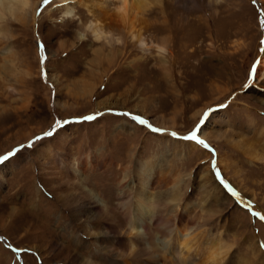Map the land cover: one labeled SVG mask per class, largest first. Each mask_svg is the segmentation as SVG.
<instances>
[{
    "label": "rangeland",
    "instance_id": "obj_1",
    "mask_svg": "<svg viewBox=\"0 0 264 264\" xmlns=\"http://www.w3.org/2000/svg\"><path fill=\"white\" fill-rule=\"evenodd\" d=\"M86 1L109 9L106 0ZM28 2L0 17V156L25 146L0 163V264H144L117 232L118 213L86 211L103 206L94 177L115 201L123 185L143 192L135 185L138 165L147 170L158 160L161 182L145 186L141 200L150 197L154 214L177 207L169 218L196 248L189 264H201L209 248L228 251L220 264H264V221L251 215H264V0H161L141 16L144 46L118 26L109 27L110 41H95L81 0ZM65 4L74 12L63 17ZM37 41L46 48V80ZM209 108L218 110L198 133L209 149L171 137L189 135ZM124 112L164 133L115 114ZM57 120L71 122L27 147ZM213 149L222 177L251 201V211L216 183ZM86 160L95 165L90 177L81 173Z\"/></svg>",
    "mask_w": 264,
    "mask_h": 264
},
{
    "label": "bare ground",
    "instance_id": "obj_2",
    "mask_svg": "<svg viewBox=\"0 0 264 264\" xmlns=\"http://www.w3.org/2000/svg\"><path fill=\"white\" fill-rule=\"evenodd\" d=\"M256 1L258 2V0ZM105 2H107V5L109 7L107 12H103L102 9L98 8L95 5L94 6L88 5L86 0H81V2L79 3V5L80 4L83 5L88 10L89 14H91V16L93 17L92 20L88 22L87 29L90 31L94 40L98 41L102 39V40L110 41L108 37L109 29H110L109 27L118 26L119 28H121V31L124 32L125 36H127L128 39H130L132 42H138L141 46H144L145 43L142 41L141 37H142L143 29L146 28L147 22L141 16L143 13L146 12V10L150 8V6L159 5L161 3V0H106ZM27 7H29L28 0H0V17L3 15L4 11H7L12 16V13L13 11H16V8L24 11V9H26ZM62 8H63V17L69 16L74 12V7L71 5L65 4ZM21 10H18V12ZM115 41L120 42L119 37L115 38ZM157 51L159 53H162L163 49L161 47H158ZM258 70L262 72V76L264 77V60L261 61L260 66H258ZM250 149L251 148L249 147H246L244 149L245 152L250 156V158L248 159L250 161L256 160L257 156L251 155L252 152H250ZM52 157L55 158L56 157L55 154L54 155L52 154ZM58 157L62 162L63 157L61 156ZM85 159H87V157ZM257 160H260V157ZM96 162L98 165L110 169V167L106 165V162H103V164L101 163V161H96ZM146 163L147 161L144 162V164ZM163 163H164L163 161L158 160L156 167H155L156 164H154L152 167L151 163H147V167H148L147 170L144 169V165L140 163L138 165L140 171L136 177L137 184L135 185L140 186V188H143V192H140L141 189L132 192L128 190L129 188L126 189L127 185L126 186L118 185L121 187H119V193L116 196L115 201L113 200V197L115 196L111 195L106 197L104 195L102 188L105 187V185H102L101 186L102 188H100L99 182L96 181L97 178L94 177V180L91 181V185L92 188H94V190L95 189L99 190V191L97 190L95 191L97 193V196L101 200H103L102 201L103 206L102 205L98 206L92 203V207H89L86 213L90 215L92 211L95 210L96 208H100L102 212L104 211L105 213L113 212V211H115V214L118 213L122 217V224L119 221L116 222L118 227L120 228V230L117 232L128 237L127 239H129L128 242H130V246H131L130 254L135 257L141 258L142 263L144 264H152L154 262L156 263L160 262V264H189L190 263L189 259L192 260L195 259L194 257L196 256L195 254L196 248L191 242L194 241L193 239L189 241L188 238H185L186 236H188L186 229L184 230L180 229L178 227V224H174L172 220L177 216L176 215L177 207L176 209H174V211L171 212L172 213L171 215L169 213V216L173 217L170 219L169 216H165V214L161 211L156 212V214L150 211V206H151L150 204L151 202L149 199L150 197L147 196L144 200H141L142 197H145L144 196V190L146 192L145 186L151 188L152 185L160 184L162 179L161 175L162 172L164 171V169H162V165H164ZM78 166L80 165L72 164L70 166V170L75 173L79 172ZM83 166H85V169L81 173L85 175V173L88 172L87 170L93 169L95 165H93L91 161H89V163L87 161L84 163ZM90 176L92 175H87L86 177H90ZM124 178L127 179V176L125 174H124ZM210 181L213 180L209 178V182ZM216 183L219 182L217 181ZM89 191H85V192L83 191L82 193L86 196V198L91 199L90 197L91 191L90 192ZM218 192L221 195V191ZM149 193L151 192L149 191ZM221 196L223 199H225V194ZM240 196L241 199L243 200L244 196L241 194ZM234 200L237 201L235 198ZM241 207H244L243 203H241ZM253 210H257V208H254ZM258 212L260 211L258 210ZM162 230L164 231V233L162 232L160 233V231ZM180 233H181V238L180 241H178L177 238H179ZM121 234L119 236H121ZM131 237L132 239L133 237H135L137 240H135V242L133 243V241H131ZM77 243L78 240L74 244ZM74 246H78V245H74ZM207 250L208 251L206 252L208 253V255L207 257H205V260L201 264H220V262L225 258V255H227L228 253V251L224 249L213 250L209 248ZM125 257L128 258V255L124 256L123 259H126ZM125 264H127V262H125Z\"/></svg>",
    "mask_w": 264,
    "mask_h": 264
},
{
    "label": "snow or ice",
    "instance_id": "obj_3",
    "mask_svg": "<svg viewBox=\"0 0 264 264\" xmlns=\"http://www.w3.org/2000/svg\"><path fill=\"white\" fill-rule=\"evenodd\" d=\"M253 2L255 3V0H253ZM44 3H48V0H44ZM261 25H264V20L261 21ZM262 44H264V41L261 42ZM37 46L40 48L41 50V65H42V76L43 78L46 80L47 79V70L44 67L45 63H46V48L45 45L40 42L37 41ZM257 73V68L255 65H253L251 73H250V77L249 79H253L254 76ZM247 87V85H245ZM224 107H226V105L221 104L218 106L219 109H223ZM216 110H218L217 108H209L204 114L203 117L200 120V123L196 125V127L190 132L189 135L186 136H178V134L176 132H172L170 133L171 137L174 139H180L184 142H195L198 146H203L204 149H209V145L202 139L198 138V133H200L202 131L203 126L205 125V123L207 122V120L210 118V114L215 112ZM110 113L113 112V110H109ZM117 115H122L125 117L130 118L134 123H136L139 126H144L147 127L149 131H151L154 134H162L164 133L163 129L154 127L147 119L141 117L140 115H134L132 113H128V112H124V113H115ZM100 114H96V115H87V116H83L78 118L80 122H90L93 121L95 119H97V116ZM71 121L69 120H64V121H60L57 120L56 124L53 125L52 129L50 131H47L43 134V136H37L35 137L34 141H30L29 144L27 145L28 148H31L34 146L35 143L41 141L44 138H49L52 137L55 132L57 130H59L63 125H67L69 124ZM25 147V146H21V149ZM21 149H16L14 151L8 152L6 155L0 156V163L6 162L9 158H11L12 156H14L18 151H20ZM213 153V160H212V171L214 173L215 179L232 195V197H234L237 200V203H243V206L248 209L249 211H251V201H242L240 193L238 191L235 190V188L222 177V173L221 170L218 168V164H217V159H216V154L214 149L212 150ZM252 216L258 217L260 220L264 221V215H261L260 212H251ZM261 247H264V243L261 244ZM19 251V249L17 250Z\"/></svg>",
    "mask_w": 264,
    "mask_h": 264
}]
</instances>
